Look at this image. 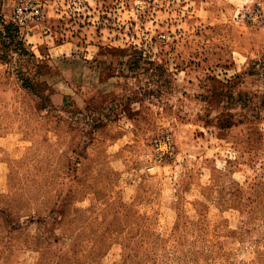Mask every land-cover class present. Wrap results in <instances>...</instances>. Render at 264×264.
<instances>
[{"label": "rangeland", "instance_id": "obj_1", "mask_svg": "<svg viewBox=\"0 0 264 264\" xmlns=\"http://www.w3.org/2000/svg\"><path fill=\"white\" fill-rule=\"evenodd\" d=\"M2 23L26 52L0 44V264H264V0Z\"/></svg>", "mask_w": 264, "mask_h": 264}, {"label": "trees", "instance_id": "obj_2", "mask_svg": "<svg viewBox=\"0 0 264 264\" xmlns=\"http://www.w3.org/2000/svg\"><path fill=\"white\" fill-rule=\"evenodd\" d=\"M0 44H13L18 51L26 52L25 44L20 38L18 30L12 24L2 23L0 26ZM32 55V54H31Z\"/></svg>", "mask_w": 264, "mask_h": 264}, {"label": "built area", "instance_id": "obj_3", "mask_svg": "<svg viewBox=\"0 0 264 264\" xmlns=\"http://www.w3.org/2000/svg\"><path fill=\"white\" fill-rule=\"evenodd\" d=\"M34 13L38 14V13H39V10H38V9H36Z\"/></svg>", "mask_w": 264, "mask_h": 264}]
</instances>
